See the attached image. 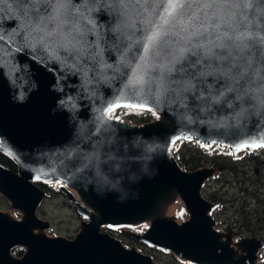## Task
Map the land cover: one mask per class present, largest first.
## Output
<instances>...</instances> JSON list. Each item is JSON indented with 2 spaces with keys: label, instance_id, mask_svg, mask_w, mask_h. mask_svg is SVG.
<instances>
[{
  "label": "water",
  "instance_id": "obj_1",
  "mask_svg": "<svg viewBox=\"0 0 264 264\" xmlns=\"http://www.w3.org/2000/svg\"><path fill=\"white\" fill-rule=\"evenodd\" d=\"M34 3L0 4V153L18 167L15 172L0 162V194L22 214L17 219L0 210V264H160L105 228H124L123 235L184 264H258L257 238L234 242L232 234L216 229L217 206L203 194L216 169L184 170L174 148L186 140L237 154L252 149L236 151L238 145L264 135V108L252 95L237 101L236 92H227L211 102L222 85L235 86L231 78L241 68L227 70L229 63L250 62L244 79L264 76V2L246 11L247 27L239 12L232 21L254 38L250 51L232 53L243 58L208 67L209 61L196 64L197 56L187 52L182 64H168L174 71L158 97L155 82L143 95L128 84L144 55L136 0H123L121 21L111 0H71L70 11L83 13L69 17L83 32L79 55L34 29L26 16L33 15ZM225 16V23L232 20L229 12ZM159 71L149 68L148 75L158 77ZM117 101L143 102L159 118L137 125L101 115ZM53 182L61 184L80 221L73 239L48 236L52 224L39 217L48 197L40 184ZM178 200L188 215L182 223L170 215ZM142 224L146 230H128ZM19 247L25 252L16 257Z\"/></svg>",
  "mask_w": 264,
  "mask_h": 264
},
{
  "label": "snow or ice",
  "instance_id": "obj_2",
  "mask_svg": "<svg viewBox=\"0 0 264 264\" xmlns=\"http://www.w3.org/2000/svg\"><path fill=\"white\" fill-rule=\"evenodd\" d=\"M5 0H0V4ZM95 3V0H93ZM114 11L118 14L117 20L121 21L123 0H111ZM257 0H136L138 7L136 15L140 18L143 25V53L140 62L137 63L131 73L128 84L137 90L139 95H143L145 86H150L153 82L157 85V97L165 89L174 67H168V64L176 65L183 62L186 53L191 52L197 56L196 64L209 61L208 67H212L211 61H234L243 57H234L232 53L239 50H251L248 42L254 38L248 31H239V23L247 27L248 9L255 7ZM264 2V0H262ZM71 0H35L31 5L30 12L26 13L29 22L38 32L44 33L46 37L57 39L59 46L71 50L79 55L83 49L78 47L83 43L81 37L83 32L77 20L73 19L69 23V17L74 11L78 15H83L78 8L70 11ZM229 12L232 20L225 23L228 17L225 12ZM240 13L239 23L232 22ZM264 12V8H261ZM92 21L89 20V23ZM49 25H53L49 27ZM239 32V34H237ZM264 41V36L260 37ZM254 46V45H253ZM203 50L202 54L200 50ZM219 49L220 51H217ZM98 54V53H97ZM246 59V58H245ZM151 61V64H150ZM167 61V63H163ZM221 66L217 65L219 70ZM241 68L237 77H232L235 86L232 83L222 85V91L218 97L212 98V103H219V100L227 92H236L235 100H242L245 96L252 95L257 101V105L264 108V76L254 74L253 77L244 79L247 75L245 65L229 63L227 70ZM149 68L160 69L158 77L148 75ZM186 67H181L180 72L186 71ZM203 74V72H201ZM181 77H177L179 82ZM244 79V84L240 80ZM257 81L259 83L257 84ZM252 84H257L256 88H251ZM232 101H226L231 105ZM118 107H127L140 109L143 111H153L146 107L145 103L121 104L119 101L109 106L102 116L112 117ZM244 112L243 105H240V113ZM153 115H157L153 112ZM159 118V116H157ZM190 139V138H186ZM173 143H175L173 141ZM264 147V135H260L251 142H245L238 145L236 151L245 148Z\"/></svg>",
  "mask_w": 264,
  "mask_h": 264
},
{
  "label": "rangeland",
  "instance_id": "obj_3",
  "mask_svg": "<svg viewBox=\"0 0 264 264\" xmlns=\"http://www.w3.org/2000/svg\"><path fill=\"white\" fill-rule=\"evenodd\" d=\"M138 115L139 112L136 110L122 108L116 110L112 116L140 125V122L137 121ZM133 118H136V120ZM177 147L181 151L180 153L199 154L202 157V161L198 165L199 168L214 167L216 169V175L207 182L203 190L205 198L217 205V211L213 215L217 222L216 229L220 232L234 229L233 239L236 242L241 240V236L243 238L254 237L255 233L259 231L258 226L264 224V151L255 154L259 158H253L250 152L235 154L226 148H205L196 142L181 141L179 145L177 144ZM187 171H194V169H188ZM49 187L50 189H45L49 195L38 212L39 217L50 221L52 224L47 235L73 239L80 231V221L65 194L59 189L60 185L49 184ZM176 204L181 208L179 216L182 221L188 219L184 203L179 200ZM0 210L11 214L15 218H21L22 216L21 213L11 207L10 203L1 194ZM241 224L245 227H240ZM238 226L239 228L236 229ZM122 229L110 230L105 228L104 232L117 237L127 247L134 246L142 253L151 255L157 263L184 264L181 259L172 254H164L123 235L121 233ZM145 229V225L129 228L134 232ZM236 231H238L237 234ZM257 262L258 264H264V251L260 253Z\"/></svg>",
  "mask_w": 264,
  "mask_h": 264
},
{
  "label": "trees",
  "instance_id": "obj_4",
  "mask_svg": "<svg viewBox=\"0 0 264 264\" xmlns=\"http://www.w3.org/2000/svg\"><path fill=\"white\" fill-rule=\"evenodd\" d=\"M137 112H139V115H138V118L137 117L136 118H137V121H139L140 123L149 122L154 117L152 112H148V111H137ZM136 118H133V119L136 120ZM180 152L181 151H179L178 148L175 149L176 157L179 163L181 164V166L183 167V169L185 170L194 169L195 170L200 167L198 165H199V162L202 161V157H200L199 154L196 155L194 153L187 154L186 152L185 153H180ZM0 162L6 165L7 167H9L12 171L16 172L18 170L17 165L1 153H0ZM41 187L43 189H47V188L50 189V187L46 185H41ZM13 252L16 256H21L24 252V249L19 247V248H16Z\"/></svg>",
  "mask_w": 264,
  "mask_h": 264
},
{
  "label": "flooded vegetation",
  "instance_id": "obj_5",
  "mask_svg": "<svg viewBox=\"0 0 264 264\" xmlns=\"http://www.w3.org/2000/svg\"><path fill=\"white\" fill-rule=\"evenodd\" d=\"M264 151V149H261V150H257V151H248V152H250V153H252V156H253V158H259L257 155H255L256 153L258 154V153H261V152H263ZM262 155L260 154V157H261ZM258 173H259V171H257ZM240 227H245V225H243V224H241V225H239ZM239 226L238 227H236V229L237 228H239ZM258 229H259V231L258 232H256L255 233V236L254 237H252V238H259L258 240L261 242V249H260V251H259V253H258V257L260 256V253L262 252V251H264V224L263 225H259L258 226ZM237 232L238 231H236V234H237ZM223 233H228V234H232V236H234V233H235V231H234V229H229V230H227V231H225V232H223ZM240 239L241 240H239V241H242V240H244V239H249V238H243L242 236L240 237ZM258 263V262H257Z\"/></svg>",
  "mask_w": 264,
  "mask_h": 264
},
{
  "label": "bare ground",
  "instance_id": "obj_6",
  "mask_svg": "<svg viewBox=\"0 0 264 264\" xmlns=\"http://www.w3.org/2000/svg\"><path fill=\"white\" fill-rule=\"evenodd\" d=\"M77 196V195H76ZM177 204H174L171 208H170V215L171 216H174V217H176V219H177V222L178 223H181V219H180V216H179V212H180V210H181V208L178 206Z\"/></svg>",
  "mask_w": 264,
  "mask_h": 264
}]
</instances>
